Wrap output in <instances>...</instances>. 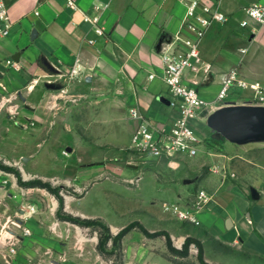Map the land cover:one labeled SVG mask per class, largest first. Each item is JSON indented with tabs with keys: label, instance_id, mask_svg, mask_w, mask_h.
Instances as JSON below:
<instances>
[{
	"label": "rangeland",
	"instance_id": "1",
	"mask_svg": "<svg viewBox=\"0 0 264 264\" xmlns=\"http://www.w3.org/2000/svg\"><path fill=\"white\" fill-rule=\"evenodd\" d=\"M9 77L0 73V264H264V243L185 225L166 210L193 197L196 178L222 177L221 158L239 154L238 146L227 152L214 143L202 161H134L126 144L95 137L105 131L93 130L89 108L73 106L89 99L64 96L61 73ZM231 162V181L247 176V186L251 164ZM140 227L166 232L170 245Z\"/></svg>",
	"mask_w": 264,
	"mask_h": 264
},
{
	"label": "crops",
	"instance_id": "2",
	"mask_svg": "<svg viewBox=\"0 0 264 264\" xmlns=\"http://www.w3.org/2000/svg\"><path fill=\"white\" fill-rule=\"evenodd\" d=\"M3 1L13 22L10 34L0 38V73L5 77L28 78L40 71L48 72L41 64V61L47 62L63 75L64 96L89 99L73 106L89 108L93 114V130L105 131L95 137L109 143L127 147L137 122L128 115L129 107H136L154 123L167 121L169 93L162 80L156 43L164 35H192L183 25L184 0H107L106 7L99 13V23L105 29L102 37H97L91 24L83 20L84 15L93 14V4L102 0H75V9L68 7L66 0ZM257 1L264 0H219V8L227 15V20L206 29L198 43V57L184 73L185 83L195 86L205 100L201 113L192 120L204 142L195 156H175L202 161L214 143L224 146L227 152L238 146L239 154L223 155L220 162L228 170H224L222 177L208 172L196 178L197 189H204L209 196L199 212L198 225L180 221L172 214L180 223L201 226L228 239L248 235L251 246L264 243V167H261L264 140L241 138L248 124L245 117L248 111L244 110H250V104L244 103L247 109L237 110L232 106L250 100L247 93L233 87L218 105L211 104L221 74L231 67L249 81H264V24L249 19L248 26L239 25L244 18L243 8ZM238 14L240 17L236 18ZM241 37L247 40L248 52H245L247 47H242L245 54L235 48ZM87 38L95 39L94 43L88 44ZM16 54L18 58L14 60L12 56ZM76 58L79 72L70 76ZM7 59L14 64H8ZM149 74L153 77L149 78ZM79 82L84 90L71 91ZM231 159L251 164L253 172L249 173L247 186L243 182L247 176L237 174L241 183L231 181L236 174L231 167L235 162L230 163ZM155 160L165 158L151 161ZM11 258L14 259L10 254Z\"/></svg>",
	"mask_w": 264,
	"mask_h": 264
},
{
	"label": "built area",
	"instance_id": "3",
	"mask_svg": "<svg viewBox=\"0 0 264 264\" xmlns=\"http://www.w3.org/2000/svg\"><path fill=\"white\" fill-rule=\"evenodd\" d=\"M186 5L183 25L192 35L180 37L175 35L172 41L160 53L162 63V80L166 85L169 98L166 102L169 108L167 121L154 123L136 107L128 108V115L135 119L136 125L131 133L127 149L136 161L142 162L152 159H170L177 154L195 156L204 142L195 131L192 120L196 117L205 100L199 95L195 86L184 81V73L198 57V43L206 29L213 23H224L227 15L220 10L219 0H184ZM71 9L77 7L75 0H66ZM107 5V0L93 4V14L84 15L83 20L90 23L97 37L104 35L105 29L99 23V13ZM244 18L239 21L242 27L249 25V19L258 24H264V1H257L243 8ZM12 19L3 0H0V38L10 34ZM88 44L95 39L87 38ZM245 49L241 48L243 52ZM8 64L14 62L7 59ZM75 64L69 71L70 76L79 72ZM153 74H149L152 78ZM233 87L247 93L252 100L264 101V81H249L243 78L236 68L231 67L220 76L219 86L214 101L225 99ZM208 194L204 189H197L189 201L183 203L172 202L166 205V210L176 219L194 225L200 223L199 212L204 207ZM27 233L28 229L23 228ZM10 251H14L11 247Z\"/></svg>",
	"mask_w": 264,
	"mask_h": 264
},
{
	"label": "water",
	"instance_id": "4",
	"mask_svg": "<svg viewBox=\"0 0 264 264\" xmlns=\"http://www.w3.org/2000/svg\"><path fill=\"white\" fill-rule=\"evenodd\" d=\"M172 41V36L171 35H164L161 36L156 43V47L158 49V52L161 53L163 49L170 44ZM12 58L14 60H17V54L13 55ZM42 66L48 71V72H57L56 69H54L51 65H49L47 62L41 61ZM167 102V101H166ZM220 101H214L212 103V106H216L219 104ZM244 103L250 104V110H244L247 112L245 115L246 118H248V124L245 127L244 130H242L243 135H242V140H250L252 138L254 139H262L264 140V101H257V100H246L240 105L232 106V108H236L237 110L241 108L247 109V106L245 107ZM211 105H208V108H211ZM236 111V110H235ZM234 111V112H235ZM243 111V110H242ZM201 111L197 113L199 115ZM196 115V116H197ZM237 132V131H236ZM237 143H241L239 141H235ZM226 223L229 224V218L226 219Z\"/></svg>",
	"mask_w": 264,
	"mask_h": 264
},
{
	"label": "trees",
	"instance_id": "5",
	"mask_svg": "<svg viewBox=\"0 0 264 264\" xmlns=\"http://www.w3.org/2000/svg\"><path fill=\"white\" fill-rule=\"evenodd\" d=\"M91 220L86 219L85 222H90ZM132 228V225H127L125 227H123L122 229H120L114 236V239H120L127 231H129ZM140 230L143 232V234H145L146 236H151V235H158V234H164L165 235V239H166V243L169 246L170 245V239L169 236L166 232L163 233H158V232H154V233H149L147 230H145L143 227H140Z\"/></svg>",
	"mask_w": 264,
	"mask_h": 264
}]
</instances>
